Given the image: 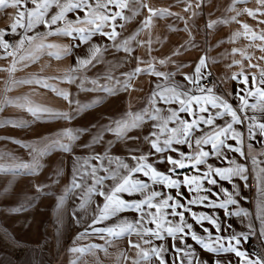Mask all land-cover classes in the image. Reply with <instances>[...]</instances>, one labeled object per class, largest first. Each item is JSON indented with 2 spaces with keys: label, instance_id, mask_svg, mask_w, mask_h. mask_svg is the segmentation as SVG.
Segmentation results:
<instances>
[{
  "label": "crops",
  "instance_id": "crops-1",
  "mask_svg": "<svg viewBox=\"0 0 264 264\" xmlns=\"http://www.w3.org/2000/svg\"><path fill=\"white\" fill-rule=\"evenodd\" d=\"M13 11V9L0 10V30L8 29L10 32V24L13 22L11 19ZM52 11H55V9ZM68 18L75 19V14L69 13ZM118 22L119 24L122 23L120 20ZM55 27L57 26H53V28ZM140 28L141 26L129 24L125 25L122 29L119 27L116 29L120 33L116 43H120L129 37H135L130 43V48L132 49L131 55L123 51L122 48L117 51L113 47V43H110L113 41L97 34L87 44L74 47L72 54L64 56L62 59L57 60L49 56L47 51H45L44 54L40 55V59L37 62L30 64L28 67L17 65L18 70L13 73L11 78L6 71H0V101H3L5 98L14 100L20 97H28L37 105H43L58 111H72L75 105L70 108L68 101L56 96L52 91L35 84L17 85L11 91H5V88L11 83V80H23L32 77L49 78V84L68 91L71 94L70 98L72 100L84 104L104 97L103 103L94 105L78 114L74 113V118L71 121L36 122L32 123L30 127L25 128L11 127L8 125L0 126V156L15 157L18 161L25 163H29L31 157L29 151L21 147L22 144L31 143L66 128L86 130L83 131L79 140L73 145L72 153L54 151L45 156L41 160L42 168L39 174L16 176L10 173L6 175L0 174V264H73V261L76 264H132V260L137 258V249L129 247V239L134 243H139L144 249L164 244L168 248V252L165 253V259L168 261V264H172V261L176 257V253L172 251L173 243L179 248L187 249L194 253L196 258L206 262V264H216L217 260L222 261L223 264H245V261L236 256L234 252L216 254L205 251L201 245L191 239L190 234L184 236L183 243L179 239L173 241L171 237L167 236V233H163L165 236L164 240H158L151 236H144L141 239L137 235L132 234L131 236H125L119 240H115L109 246L105 243V240L99 238V235L102 234H97L92 231L93 228L114 225L121 219L135 220L139 217L136 212L124 211L111 219L105 220L103 223L93 224L92 222L95 216L98 215L97 204L103 205V198L98 195H93L90 203L85 208L80 207L81 198L84 196L87 186L92 184L91 178L86 177L83 181H79L82 184L81 188L68 192L67 195L65 194L66 189L71 186L74 167L77 166V158H79L80 164L88 160L89 165H97V161L90 160L89 157L95 154L103 155L107 153L113 158H115V155H118L125 162L134 165L135 162L130 159L131 155L139 156L141 153L147 155L150 152L153 154L149 156L148 163L153 164L158 171L168 174L173 179L177 178L180 181H183L184 176H202L203 172L208 171L209 165L213 168L221 169L231 167L228 163L230 160H235L236 163L245 166L247 169L246 175L248 176L247 181L241 180L239 177H233L232 182L229 183L227 180H221L213 173L212 178L217 180L216 185L208 184L206 179L202 180L203 188L211 189V192L206 190L199 191L198 193L195 191L190 192L188 187L181 184L179 191L183 194V198H177L180 199L181 203L186 204L187 199L197 198L198 195L208 196L210 200L219 204L227 199L224 192L221 191V188L226 189L237 201V204L228 205L227 211L246 210L249 213L247 218L227 215L225 209L208 207L206 206L208 201H204L202 203L186 205L190 209L189 212L184 213L186 222L191 223L193 225V231L201 237H207L211 233L214 240L216 236H220L222 238L221 242L225 247L231 242L238 250L245 252L248 258L264 259V238L260 236L261 222L257 219V205L261 199L257 189V175L260 174V169L264 168V155H259L261 151H264V137L258 134V129L256 137L249 140L247 123L244 125H234L243 134V143L236 145L233 139L227 140V143L240 147L244 153L243 156L236 152H230L228 149H223L227 159H224V157L218 158L212 153L211 144H205L202 146L203 150L210 153L206 159V163L198 165L196 168L191 166L178 168L175 174L168 171L171 165H168L166 162H159V154H155L151 150L150 145L144 141L145 136H149L150 133L157 131L153 127L157 121L145 117V123L138 129H134L128 133L129 136H135L139 139L128 140L126 142L119 140L113 133L105 131L109 126L115 128L114 122L125 119L126 114L129 112L143 114L146 110L150 111L152 108L151 100L153 93L154 91H159L157 84L163 85L167 83L170 85L179 83L186 87H194V85H190L184 80V75H194L197 63L201 57H204L201 52V46L191 48L184 43L176 44L174 42L172 43V41H166L165 38L157 42L155 37L151 35L155 34L156 31L151 30L149 27L140 31ZM104 30L106 31L107 28ZM22 31V29H17L18 33ZM45 31L44 26L39 25L33 31L29 32L28 35ZM138 31L139 35H136ZM12 36L14 37L15 44L20 39V36ZM149 39L151 40L150 46L147 43ZM46 43L63 46L69 45L70 43L78 44L79 41H71L68 37L49 36ZM92 44L101 46L102 53L99 54L101 62H94L95 66L89 65L79 75L86 76L89 80H97L102 85H115L119 88L120 85L116 84V81L119 80L122 84L126 79L124 74L133 72L137 67L145 70L151 67L155 68L156 71L175 73V75L170 80L164 81L163 78H157L154 75L146 74V72L137 74L128 82L130 85L129 90L118 91L113 96L99 91H81L78 87L79 80L71 84L60 82L57 78H62L66 74V71L76 64V57L87 58L89 56V48ZM105 47L107 49L106 51L103 50ZM149 47L151 50H149ZM52 51H55V49ZM2 53L3 50H0V54ZM220 57L221 55L216 51L213 54L205 55L206 67L209 68L219 85V90H214V92L216 95L227 99L234 108L238 109L239 101L236 98V94L242 95L244 92L240 91V89L245 88V85L236 83L242 81L244 77L238 76L236 80L231 79L232 75L236 74V72L233 61L232 63L229 61V56L221 57L226 62L225 72L221 73L217 69H212V61L218 62L221 59ZM137 58L145 61V63H138ZM11 59V56H8L7 59H0V69L7 68L10 65ZM160 60H165L166 63L160 64ZM148 61H151V64L147 63ZM229 65L232 66L229 67ZM201 72L203 74V68ZM245 75H248V80L251 83V74ZM108 76H111L113 79H105ZM84 87L91 88L92 85L86 83ZM229 93L233 95L230 96ZM255 102L254 98H249L250 104ZM156 107L162 109L161 115H169L170 113L167 110L178 108L179 105L164 104L161 102L157 103ZM180 115L189 121L192 119L187 113H181ZM204 115L206 116L207 113ZM241 115L243 114L241 113ZM247 115L251 116L253 112L249 110ZM230 119V117L225 116L223 119L216 120L215 123L223 126ZM8 120L32 121L33 117L27 111L5 105L3 110L0 111V122ZM168 127H176V125L170 123ZM200 127L205 132L209 130L204 125H200ZM101 134L104 137L103 141L101 143H94V138ZM201 135L202 133L199 131L194 133L195 137ZM249 144L252 145V150L249 149ZM15 146L19 150H16L14 148ZM173 146L186 155H191L196 150L194 140L191 148L187 144ZM164 155H171L175 159L180 158L176 152H166ZM253 156L258 161L256 165L252 163L251 158ZM0 163H11V161L2 159ZM103 163L105 166H108L107 160H104ZM190 163L186 161V164L190 165ZM112 167L114 168L115 164ZM57 169H59V175H56ZM88 170H91L90 167ZM98 175L102 176L105 173L99 172ZM132 178L140 179L145 183L151 184V181L143 173H135ZM249 183L252 184L249 185ZM112 184L113 181L106 180L103 190L108 191V186ZM36 185H41L43 191L37 192ZM233 185L236 186V191L239 192L238 196L233 190ZM153 187L155 189L156 185ZM157 191H161L167 195L176 194L177 190L163 186L162 190ZM212 192L218 193L219 195L214 196ZM119 195L125 200H139L142 198L139 194H136V196H128L126 193H121ZM61 197H63L62 204L60 203ZM151 211L154 212L155 209ZM166 211L171 212V209L169 208ZM177 211H182V209H177ZM193 213L197 216L208 215L214 217L220 224V231L218 232L207 221H203V227L209 229L208 233L204 232L201 225L197 224L192 218ZM167 219L179 221L178 216L173 217L169 215ZM249 224L252 225L251 232H249ZM89 225H92V227H89ZM145 227L155 228V225L147 224ZM86 230L89 234L84 235L81 239H77ZM185 232H187V229H185ZM240 233H248V239L244 240L242 236L239 237L240 243L238 245H236L235 241H230L232 235H238ZM144 240H151L152 243L145 244L143 242ZM249 242L255 243L257 248L260 249V256L253 257L246 252V246ZM89 245L103 246L106 251L101 250L100 247L83 254L70 251L72 248H87ZM180 255H183V253ZM125 257L128 259H125ZM153 264H159V262L153 258ZM184 264H187V260L184 261ZM193 264H196L195 260H193Z\"/></svg>",
  "mask_w": 264,
  "mask_h": 264
},
{
  "label": "snow or ice",
  "instance_id": "snow-or-ice-1",
  "mask_svg": "<svg viewBox=\"0 0 264 264\" xmlns=\"http://www.w3.org/2000/svg\"><path fill=\"white\" fill-rule=\"evenodd\" d=\"M204 0H197L196 7H201ZM249 0H232V6L229 7V11H236V16L232 17V20H236V17L241 14H247L249 17L256 18L257 14L264 15V0H255L257 8L249 9L243 8L242 10H236V4H246ZM31 5V7H29ZM147 8L149 15L141 22L140 31L149 27L152 23V18L159 16L164 18L167 15H172L167 9H154L149 8L145 3V0H0V10L13 9L11 19L13 22L10 24V32L8 29L0 30V50L3 53L0 54V59H7L11 56L10 65L0 71H6L11 78L13 73L17 71V65L28 67L30 64L37 62L40 59V55L47 51V54L57 60L62 59L64 56L71 55L74 47H79L81 44H87L92 40L93 36L99 34L106 37L108 40L113 41V47L117 51L123 49L126 53L131 55L132 49L130 48L131 41L135 38L129 37L124 39L120 43H116L117 37L120 35L116 29L124 28L125 24L131 22L136 16L140 14L141 9ZM192 8V4L188 3L184 11H189ZM55 9V11H52ZM125 11L130 15H126ZM74 13L75 19H69L68 14ZM80 13L83 15L81 16ZM196 13L193 12V15ZM183 19V17H181ZM120 20L123 23L117 24L116 21ZM225 23L229 21H213L207 25L208 28H212L216 23ZM264 23V20L260 21ZM39 25H43L46 29L45 32H37L34 35H28ZM53 26H57L53 28ZM242 27L249 30L247 24H243ZM22 29L21 33L17 32V29ZM105 28H109L110 31H105ZM19 35L20 39L13 45L4 39L5 35ZM139 35V31L136 33ZM241 35L237 32L234 37ZM49 36H61L68 37L71 41L78 40V44L69 45H57L53 43H46ZM252 40L259 39L264 42V31L260 34L252 33ZM149 46L151 40L147 41ZM27 45V47H26ZM251 46V45H250ZM259 50L264 53V43L257 46ZM11 49V51H9ZM55 49V51H52ZM103 50H107L106 47ZM149 50L150 47H149ZM240 52L242 59H246L249 62L253 59V56L248 55L244 50L233 49L232 54ZM102 53V48L99 45L92 44L89 48V56L87 58L76 57V64L70 67L66 74L62 78H57L62 83H74L79 80L78 87L81 91L87 92H104L109 96L116 95L118 91L129 90V81L133 79L137 74L145 73L154 75L157 78H163L164 81H168L175 75V73H164L156 71L155 68H149L147 70L137 67L131 73L124 74L126 76L125 81L121 84L119 80L115 85L100 84L97 80H89L86 76H80L79 73L86 70L89 65L95 66V63L101 62L99 54ZM260 60L264 61V55ZM138 63H145V61L139 60ZM147 63L151 64V61ZM160 64L166 63L165 60H160ZM234 64H240V61H233ZM206 58L201 57L195 67L194 75H184V80L194 87H186L179 83L173 84H157L159 91H154L152 96V108L150 111H145L143 114L127 113L126 118L115 121V128L109 126L105 131L113 133L119 140L128 141L133 139H139L135 136H129L128 133L134 129H138L143 123H145V117L153 121H157L153 125L157 131L150 133L149 136L144 137V141L150 145L151 150L155 154H159L158 159L160 163H167L171 165L169 172L175 174L176 169L185 168L191 166L196 168L198 165L205 164L206 159L210 153L203 150V145L211 144L212 153L216 157L225 156L223 149H228L230 152L239 153L244 155L241 148L227 143V140L233 139L236 145L243 143V134L237 130L234 125H244L247 123L248 139H254L258 134L264 137V67L259 64L249 63V68H255L256 73L251 74V87H249L248 75L243 72V66L241 65V72L233 74L231 79L236 80L238 76H243L245 88L240 89L244 92V95L236 94V98L239 101L238 109L234 108L227 99L222 96L216 95L213 87H205L201 81L206 80L207 75L202 74L201 69L205 68ZM232 65H229L231 67ZM22 70V69H20ZM105 79L112 80L111 76L105 77ZM90 83L91 88H85V84ZM35 84L40 87L46 88L52 91L56 96L68 101L72 111L64 112L58 111L50 107L34 104L28 97H20L14 100L5 98L0 101V111L3 110L5 105L17 107L21 110L27 111L32 117V121H2L0 126H11L25 128L30 127L32 123H50L53 121H71L73 114L83 112L88 108L103 103L104 97H100L91 101L88 104L74 101L70 98L71 94L60 88H56L49 84V78L32 77L23 80H11V83L5 88V91H11L13 87L17 85ZM229 95H233L229 93ZM158 97V99H157ZM249 98H254L255 103H249ZM23 101V102H21ZM164 104H178V108L168 109L169 115H161L162 109L156 107L157 103ZM251 110L253 115L248 116L247 112ZM181 113H187L192 119L182 118ZM207 113L205 116L204 114ZM241 113L243 115H241ZM257 113L259 115H257ZM225 116L230 117L229 121H226L223 126L217 125L215 122L218 119H223ZM175 124L176 127L169 128V124ZM204 125L209 129L207 132L200 127ZM86 130H76L72 128H66L56 131L50 135L44 136L42 139H37L31 143L22 144L21 147L29 151L31 161L25 163L18 161L15 157H2L0 160L8 159L11 163H0V174L16 175H37L42 168L41 160L54 151H60L63 153H72L73 145L79 140L80 135ZM201 132L202 135L195 137V132ZM103 135H98L94 138V143H101L103 141ZM196 146V150L191 155H186L173 145L187 144L190 148L192 142ZM15 143V141H13ZM249 149L252 150V145L249 144ZM166 152H176L179 159L173 158L171 155L165 156ZM153 153L145 155L141 153L139 156L131 155L130 159L134 161V165H130L119 157H110L107 153L95 154L89 157L90 160L97 161V165H89L88 160H85L83 164L79 163L77 158V166L74 167L73 180L71 186L66 189V195L68 192L74 191L82 187L79 181H83L86 177L91 178L92 184L87 186L84 196L81 198V208H85L90 203L93 195H98L103 198V205L97 204L98 215L95 216L93 224L103 223L105 220L111 219L124 211H133L138 214V219L128 220L121 219L114 225L93 228L92 231L99 235V238L105 240V243L111 246L115 240H119L125 236L137 235L141 239L144 236L155 237L158 240H164L163 233H167V236L171 237L173 241L179 239L181 243L184 242V236L190 234L191 239L197 244L201 245L205 251L210 253H226L234 252L236 256L240 257L245 264H264V259L248 258L245 252L238 250L231 242L225 247L221 242L222 238L216 236L213 240L211 233L207 237H201L195 231H193V225L186 222L184 213L189 212L190 209L186 205H193L208 201L206 206L213 208H223L227 215L248 217L249 213L246 210L239 209L237 211L228 212L227 206L237 204V201L233 198L226 189L221 188L224 195L227 197L222 203L217 204L215 201L209 199L208 196H197L194 199H187L186 204L180 202L183 198V194L179 191L181 184L189 188V191H208L211 189H204L202 180H207L208 184L216 185L217 180L212 178V174L215 173L221 180H227L232 182L233 177H239L241 180L247 181L246 175L247 169L245 166L236 163L235 160H230L228 163L231 167L221 169L208 166V171L203 172L202 176H184L183 181L173 179L168 174L158 171L153 164L148 163L149 156ZM259 155H264V151H261ZM254 165L258 164L255 156L252 158ZM108 161V166H105L103 161ZM186 161L191 162L190 165L186 164ZM115 164L113 168L112 165ZM90 167V171L88 168ZM99 172H104L105 175H98ZM135 173H143L145 177L151 181V184L145 183L140 179H133ZM56 175H59V169L56 170ZM111 180L113 184L108 186V191H104L105 181ZM154 185H163L165 188H175L176 197L171 194H164L161 191L154 189ZM247 186V185H245ZM257 189L260 194V202L257 205V219L261 222L260 236L264 238V168L260 169V174L257 175ZM37 192L43 191L41 185H36ZM233 190L238 196L239 192L236 191V186L233 185ZM121 193H126L128 196L139 194L142 198L139 200H125L121 197ZM212 195L218 196V193L212 192ZM171 202V203H170ZM60 203H63V197L60 199ZM171 209V212L166 211ZM155 209V211H151ZM182 209V211H177ZM179 217V221L168 220L167 216ZM192 218L197 224H200L203 231L208 233L209 229L203 227V221L210 223L216 230L220 231V224L217 219L208 215L197 216L192 214ZM147 224H154L155 228L145 227ZM92 227V225H89ZM249 232L252 231V225L249 224ZM187 229V232H185ZM89 234L86 230L85 233H81L77 239L83 238L84 235ZM244 240L248 239V233H240L238 235H232L230 241H235L236 245L240 243V238ZM145 244H151V240H144ZM130 248L137 249L136 259L132 260V264H153V258L158 261L159 264H168L165 259V253L168 252V248L164 244L158 246H152L149 249H144L139 243H134L131 239L128 241ZM215 245V246H214ZM100 247L101 250L106 251L103 246L89 245L87 248H72L70 251L79 252L81 254L90 252L93 249ZM190 248V246H188ZM172 251L176 253V257L172 261V264H184L187 260V264H193V260L196 264H206L204 261H200L195 257L194 253L187 249H182L172 245ZM183 253V255H180ZM125 259H128L125 257ZM73 264H76L73 261ZM216 264H223L222 261L217 260Z\"/></svg>",
  "mask_w": 264,
  "mask_h": 264
},
{
  "label": "rangeland",
  "instance_id": "rangeland-1",
  "mask_svg": "<svg viewBox=\"0 0 264 264\" xmlns=\"http://www.w3.org/2000/svg\"><path fill=\"white\" fill-rule=\"evenodd\" d=\"M196 2L197 0H145V3L149 8L167 9L170 13H172V15H167L164 18L159 16L152 18V23L149 28L156 31L155 34L151 35L155 37L157 42L162 41L165 38L166 41H172V43L174 42L176 44L184 43L191 48L201 46V52L204 57L205 55H209L211 53L213 54L215 51L221 55V57L229 56V61L231 63L234 60L241 62L240 64H234L236 73L241 72V65L243 66L244 74L256 73L257 70L255 68H249V63L259 64L261 67H264V61L259 59L262 55H264V53H262L259 50V47H257L264 42L259 39L252 40L251 38L253 32L260 34L264 31V23H260V21L264 20V15L257 14L256 18H252L247 14H241L233 21L232 17L236 16V11H229V7L232 6V0H204L199 8L196 7ZM188 3L192 4V8L186 12L184 9L187 7ZM245 7L249 9L257 8L255 0H249L246 4L235 5V9L237 11L242 10ZM193 12L196 14L193 15ZM125 14L130 15L127 11H125ZM80 15L82 16L83 14L80 13ZM148 15L149 13L147 8L141 9L140 14L131 20L132 23L129 22L125 25L133 24L141 26V22ZM181 17H183V19H181ZM224 20L229 22L227 24L222 22L216 23L212 28L207 27V25L213 21ZM116 23L119 24L118 20ZM243 24L248 25L249 30L247 32L242 27ZM106 31H110V29L107 28ZM237 32L241 33V35L234 37V34ZM7 36L12 37L14 40L12 35ZM7 36L5 35V40ZM233 49L244 50L248 55L253 56V59L251 62L246 59H242L239 51L233 55ZM211 50L213 51L211 52ZM222 59L223 58H221L218 62L212 61L213 65L211 68L217 69L221 73L225 72L226 62ZM208 73H211L209 68H203V74L207 75ZM208 77L217 83L212 73L207 76V78ZM236 84L244 85L242 82ZM250 85L251 83L249 82V86ZM243 94L244 93H242V95ZM261 121H264V119H261ZM14 148L19 150L16 146ZM115 157H118V155H115ZM251 184L252 183H249V185ZM162 187V185H156L155 189L162 190ZM171 195L174 196L176 194ZM134 196H136V194H134Z\"/></svg>",
  "mask_w": 264,
  "mask_h": 264
},
{
  "label": "built area",
  "instance_id": "built-area-1",
  "mask_svg": "<svg viewBox=\"0 0 264 264\" xmlns=\"http://www.w3.org/2000/svg\"><path fill=\"white\" fill-rule=\"evenodd\" d=\"M6 41H8L10 44L14 45V40L12 39V37L7 36ZM9 51H11V49H9ZM201 83L205 87H213L214 86V90H219L218 84L215 81H213L210 77H208L206 80H202ZM246 251H247V253H249L253 257L260 256V250L257 248L255 243L249 242L246 246Z\"/></svg>",
  "mask_w": 264,
  "mask_h": 264
}]
</instances>
